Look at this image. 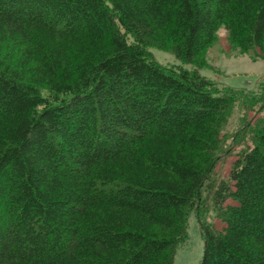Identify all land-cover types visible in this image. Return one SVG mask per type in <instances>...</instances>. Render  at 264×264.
<instances>
[{"label":"trees","instance_id":"1","mask_svg":"<svg viewBox=\"0 0 264 264\" xmlns=\"http://www.w3.org/2000/svg\"><path fill=\"white\" fill-rule=\"evenodd\" d=\"M221 25L264 61V0H0V264H174L190 212L199 264H264V82L200 72Z\"/></svg>","mask_w":264,"mask_h":264},{"label":"rangeland","instance_id":"2","mask_svg":"<svg viewBox=\"0 0 264 264\" xmlns=\"http://www.w3.org/2000/svg\"><path fill=\"white\" fill-rule=\"evenodd\" d=\"M151 55L160 63L166 66L181 64L179 60L169 50L149 46ZM206 67L201 68L200 72L206 77L213 79L219 84H224L233 89L253 90L259 82H264V61L261 59H252L249 54H239L231 47L227 30L221 25L216 32V40L205 54ZM242 112V111H241ZM263 112L249 111L248 117L251 122ZM240 111L235 109L226 129L235 130L239 124ZM238 145H231L228 153L220 154L216 171L222 176H226L232 160L235 158ZM217 227L221 222L215 219ZM203 251V241L200 236L198 224L192 212L188 214L186 221V240L176 250L174 255V264H199Z\"/></svg>","mask_w":264,"mask_h":264}]
</instances>
